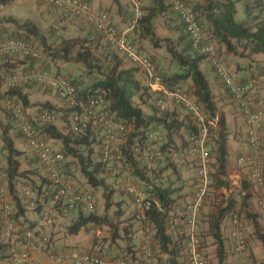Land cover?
Segmentation results:
<instances>
[{
	"label": "trees",
	"instance_id": "1",
	"mask_svg": "<svg viewBox=\"0 0 264 264\" xmlns=\"http://www.w3.org/2000/svg\"><path fill=\"white\" fill-rule=\"evenodd\" d=\"M14 1L0 0V9L11 5ZM149 1L150 6L146 9L147 12L142 13L137 19L133 30L140 42L149 41L152 43L151 51H146L148 56L143 55L155 66L165 86L172 88L176 85L188 84L189 88H186V90L196 103L202 107L208 119H217L218 132L215 149L209 148L210 176L217 179L218 176L225 173L227 133L225 122L217 113V96L212 91L206 74L201 67L206 56L201 54L198 48L193 47L190 38L184 32L183 23L175 13L174 15L181 24L180 37L185 39L186 42L181 44L179 40L173 42L171 39H163L162 44L160 40H155L154 20L170 7L166 0ZM82 2L86 3L85 1ZM192 8L205 37L203 44L213 45L219 43L230 54L238 56L264 54V0H203V3H197ZM75 19L79 18L75 17ZM133 19V14H131L126 24L131 26ZM79 20L81 23H74L77 33L74 36L70 32L63 33L59 37V43L54 45V43L48 44L46 38L41 35L39 27L31 20L21 22L13 16H1L0 28L4 29L0 31V43L14 39L31 44L30 39L35 38L41 43L42 52L47 62L53 63L57 68L55 73L60 74L58 70H60L59 65L61 63H72L81 65L84 68L86 82L73 81L62 74L60 75L74 85L78 102L84 104L93 95L101 94L109 103V109L115 119L128 126L127 139L124 142L117 143L118 152L114 153L113 161L122 164L123 169L133 176L136 185L144 189L153 199L152 208L142 217L135 208H129L131 201L129 204L123 198L121 200L113 198V194L117 190L110 185H106L105 178H112L114 182H117L120 173L113 178L111 167H115V165L109 167L108 163L101 160L100 146L104 140L103 134L96 128H88L80 133H75L72 130V115L75 111L80 112V107L58 109L57 112H61L58 118L57 112H54V107L44 103L35 116L30 115L29 110L39 103L31 102L28 91L36 85V82H39L35 77L33 79L31 74V76L25 75L26 80L20 83L7 85V78L17 75V65L11 63L10 60L0 66V100L10 99L19 104L30 117L32 124L37 128L45 142L64 155L65 162L62 173L70 175V171H68L70 167L77 169L81 183L93 194L96 189H102V205H104L105 211L112 210L110 215L99 214L96 211L97 204L95 203L96 208L93 213H85L80 209L72 211L68 215V217H71L70 221L64 225L63 231H61L63 238L73 237L84 231L89 233L94 231L93 229L100 228L103 235L99 236L98 244L99 246L105 244L107 252H93L94 254L102 258L122 259L131 264H139L140 246L143 240L138 246L136 242L138 230L134 229L136 221L145 223L142 227V237L144 228L148 227L150 229L153 264L156 260L158 262L155 257L160 254L168 255L166 259L168 264H187L186 257L181 252L184 251V238L175 237L168 229V220L173 215V206L179 197L176 195L179 189L172 188L161 181L162 168L157 167L151 173L145 172L142 167V157L140 159V154L135 153V149H142L143 146L149 143L164 150L172 149L181 151L184 154L189 137L198 133L197 128L190 119V115L182 108L184 115L180 113L182 120H179L176 118L179 114H175L174 111L165 110L160 112L148 106L147 100L150 93L144 79H142V75H140L142 78L138 77V69L131 66L129 62L130 66L126 65L124 58L111 47H108L102 56L96 54L98 48L103 44L105 45L107 40L95 25L83 19ZM6 25L14 27L15 35L13 33L6 34ZM17 33L18 35H16ZM157 49L165 51L168 65H175V70L172 73H169L167 68L165 70L158 68L160 63L155 60L154 56ZM25 59L20 63L21 66L28 65L33 69V64L37 63L41 57L33 59L25 56ZM166 63L164 62V65ZM211 68L213 69V67ZM45 70L50 71L45 67L40 72ZM8 73L9 75H7ZM216 76L221 80L217 74ZM0 108L8 114L5 119L7 120L6 123L0 122V144L4 154V173L10 194V203L12 204V208L7 215L0 206V257L2 258L8 247L20 244L23 241L26 231L35 230L36 234L45 233L38 221H41L43 208L48 204L50 205L53 191L45 169L35 154L29 157L26 151L17 147L14 137L11 135V130H13L12 124L15 122L18 125V132L22 136L19 124L13 119L10 111L3 107L1 103ZM44 111L53 112L56 119H59V123L55 124V121L42 123L40 115ZM152 133H154V136L150 137ZM211 156L213 159H211ZM164 163L166 168H170L176 174L177 170L170 161L167 160ZM41 170H44V173ZM156 178L160 179L158 184L153 183ZM219 182L221 181L217 180V183ZM18 184L29 185L33 190H36L38 201L35 208L30 207L18 193L20 192ZM222 202L225 205L221 206V203L213 213L208 215V219H205L208 222L207 230L200 228L202 218L200 221L199 217L197 221V237L201 242L206 264H208L205 253V247H207L205 237L207 235L211 237L212 244L216 249L214 258L218 256L222 259L225 254L221 234L222 225L225 220H231L232 214L236 211L237 203L229 198ZM247 216L252 219L255 217L252 214ZM7 221L11 224L9 229L7 228ZM253 224L257 238L264 246V235L257 231L255 221H253ZM49 237L50 242L56 240L53 235ZM173 238H175V242ZM172 244H175V248L170 249ZM112 251L114 255L110 256ZM209 261H211L210 258ZM214 264L218 263L215 262ZM220 264L222 263L220 262Z\"/></svg>",
	"mask_w": 264,
	"mask_h": 264
},
{
	"label": "built area",
	"instance_id": "2",
	"mask_svg": "<svg viewBox=\"0 0 264 264\" xmlns=\"http://www.w3.org/2000/svg\"><path fill=\"white\" fill-rule=\"evenodd\" d=\"M43 2L59 9L65 10L73 17L83 19L97 27L105 39L118 49L125 59L143 75L150 96L147 105L158 111H165L167 101L185 110L197 128V134L189 137L185 153L176 150H164L153 144H146L142 149L136 148L135 153L142 157V167L145 172L151 173L156 165L170 161L172 166L179 170L185 156L193 157L196 166L197 183L193 190L191 199L187 202H177L173 206V215L168 220L169 232L175 237L184 238V255L187 264H206L201 242L197 237V221L201 215L202 208L209 191L210 184V152L207 147L209 135L217 119H208L202 107L196 103L191 94L181 85L167 88L163 83L161 75L155 66L142 54L137 45L127 41L125 35H118L114 23L105 11L94 9L81 0H42ZM133 14L131 28L141 16V0H126ZM170 9L175 13L184 25V32L190 38L193 47L198 48L201 54L206 56L211 67L219 76L229 94L233 97L242 112L246 127L247 143L250 149L258 152L261 147V120L264 114V98H260L255 109L248 104L246 96L260 83H264V73L250 79L247 83H237L230 76L226 63L217 54L215 46L203 44L204 34L197 21L192 5L185 0H166ZM22 56L39 59L41 53L30 43L20 40H7L0 43V59L3 57ZM36 80L44 87L51 89L55 95L63 100L67 107H80V112L75 111L72 115V130L80 133L88 128H96L103 134V142L100 146L101 160L108 163L113 159L114 153L118 152L117 143L124 142L129 134L128 126L117 121L109 109V103L101 94L93 95L86 103L77 101V93L74 85L60 74L50 71H42L35 75ZM18 75L7 78V85L20 82ZM0 103L13 116L19 124L20 131L28 148L38 158L45 169L50 181L53 195L50 205H46L41 212V225L53 227L58 218H65L72 211L82 210L85 213H93L96 208L94 194L89 189L81 188L74 181L65 180L61 172L65 162L64 155L55 150L49 143L45 142L37 128L32 124L30 117L25 111L10 99H2ZM42 123L56 121L53 112L44 111L40 115ZM154 136V133L150 137ZM248 157L240 156L236 160L239 167L248 162ZM119 173L118 167H111V175L114 178ZM250 179L258 186L264 184V177L260 166L254 161L250 165ZM160 179L153 180L158 184ZM18 192L24 201L35 208L38 201L36 190L29 185L18 184ZM125 195L129 197L135 210L144 216L153 205V199L135 184L133 178L123 182ZM0 206L7 215L12 204L4 173V162L0 157ZM259 208L264 216V203L260 202ZM7 228H11L8 222ZM229 238L232 250L242 253L247 244L246 228L241 214L235 211L230 220ZM151 232L148 227L143 231V243L140 246L139 264H153V255L150 247ZM48 252L55 264H131L125 260L102 258L92 252H67L53 254L51 250L50 237L46 233L36 234L35 230L25 232L23 241L8 247L4 257H0V264H38L33 259V254Z\"/></svg>",
	"mask_w": 264,
	"mask_h": 264
},
{
	"label": "crops",
	"instance_id": "3",
	"mask_svg": "<svg viewBox=\"0 0 264 264\" xmlns=\"http://www.w3.org/2000/svg\"><path fill=\"white\" fill-rule=\"evenodd\" d=\"M81 1H85L94 9L107 12L110 15L115 25V28L117 29V32L119 34L125 35L126 38L130 36H135V31L131 28V26H128V24H126V21L128 20V18H130V15L132 14L131 9L129 8L128 11V8H126L124 4H121L120 0ZM185 1L189 3V0ZM191 1L194 2V4H201L203 2V0ZM13 4L22 5L26 8H29L31 12L35 10L38 13L37 18H42L43 22L47 19H51V21H54L55 23L60 22V24L62 25V33H77V28L76 26H74V22H72L70 18L75 17H73L70 13L65 10H58L57 8L50 6L42 0H15ZM75 23H77L76 20ZM179 26L181 29L180 22ZM213 45L217 50L218 56L221 58V60L226 63L228 72L235 82L241 84L247 83L250 79L264 73V54L238 56L230 54L225 49V47L219 43H214ZM205 61L206 59L204 60V62ZM204 62L201 67L204 73L206 74L212 91L217 96V113L220 117L223 118L225 122V131L227 133V155L224 175L218 176L219 178L217 179H214L215 177L210 176V185L208 191L209 193L204 202L200 216V221L202 218V226L200 225V228L202 227L204 228V230L208 229V222L205 221V219H208V215L210 213H213L217 209V207L220 206L221 203V206H224L225 203H223L222 201L229 198L235 200L237 203L236 211H238L241 214V217L243 218V223L246 228V236L248 238L245 250L242 253H235L232 250L231 240L229 238L230 220H225L222 225L223 229L221 230L225 254L223 255L222 259L218 258V256L214 258V253L216 252V249L215 246L212 244L213 242L211 237L207 235L205 237L207 244V247H205L206 257L208 261L210 258L212 263L217 262L218 264H220V262L222 264H264V246L262 242L257 238L256 230L253 224V221H255L257 225V231L264 235V216L259 208L260 202L264 203V184L262 186H258L249 177L250 165L254 161L260 166L264 177V114L261 120V147L259 148L258 152H253L247 143L246 127L240 108L234 101L233 97L229 94L223 82L217 78L214 70L211 67H206V65H204ZM28 92L30 93L29 97L31 99V102L39 103L29 110V113L32 116H35L40 106L44 103H48L49 105L54 107V112H57L58 109L62 110L67 108V104L63 100L59 99L51 89L41 86V84L37 82L36 85L29 89ZM260 98H264V83L258 84L246 96L247 102L252 109L256 108L255 104ZM166 110L169 112L174 111L175 114L178 113L180 115L179 110H181V108H177L173 106L170 101H167ZM56 114L59 118L61 112H57ZM179 115L176 116V118L182 120V116ZM54 123H59V119H56ZM212 130L213 135L210 134L211 140L210 138L208 139L209 141L207 142V147H212L213 149H215V141L217 139L218 132L216 123L212 127ZM13 131V137L15 139L17 147L23 151H26L27 156L31 157L33 153L26 145V142L20 135V132L15 130ZM159 133L161 132L159 131ZM240 156H246L249 159L248 162L242 167H239L236 164V160ZM188 159L190 161H194L193 157L188 156ZM184 160L182 161L183 164L180 169L177 170L176 174H174L170 168H166V166H164L165 163H160L156 165V168H162L161 174L162 176H164V179L161 177V181L163 183H167L172 188L179 189V191L176 193L177 197H179L175 203H183L189 201L197 183L196 170L194 175H190L188 171H185ZM194 165H196L195 161ZM192 176H194V178H192ZM217 180H220L221 182L217 183ZM128 202L130 204V201ZM130 207L134 209L132 203L130 204L129 208ZM249 214L255 215L254 219L248 218L247 215ZM58 219H63L64 221H66V218ZM136 223L139 224V227L135 225ZM144 225L145 223H140L136 221L134 223V229H139L138 239L136 240L138 246L143 240L142 227ZM135 227H138V229H136ZM54 232H59L56 235L60 238H63L60 233L61 230L59 228L54 229ZM87 238L88 237L86 236L85 231L73 237H64V241L66 240L65 246H68L67 244H70L73 248H66L64 249L65 251H62V253H67L70 251L75 253L84 252L83 249L85 250V248H88L87 243H85ZM173 241H176L175 238H173ZM63 242H57V244ZM172 248H175V244H172L170 246V249ZM51 250L53 254L61 253L60 251H56L54 248H51ZM181 252L182 254H184V251ZM159 256L160 258L164 259L166 264H168L166 262V259L168 257L167 254H160ZM160 258L158 259V262L159 264H162V259ZM33 259L38 264H55L51 260L50 254L48 252H40L33 254ZM158 262L154 261V264H158Z\"/></svg>",
	"mask_w": 264,
	"mask_h": 264
},
{
	"label": "rangeland",
	"instance_id": "4",
	"mask_svg": "<svg viewBox=\"0 0 264 264\" xmlns=\"http://www.w3.org/2000/svg\"><path fill=\"white\" fill-rule=\"evenodd\" d=\"M120 1H121L120 3L124 4L125 7L128 8V11H129L130 6L126 2V0H120ZM189 3L192 6L195 5L194 2H192L191 0H189ZM141 4H142L141 10H142V13L144 14V13L147 12L146 9L150 6V1L149 0H141ZM238 6H239V4L237 5V7ZM40 8H42V7H40ZM1 16H5V17L13 16V17L17 18L21 22H25L27 20H31L35 25H37L39 27L41 35H43L46 38L48 44H53L54 43V45H57L59 43V37H61V35H63V33H62V25L60 24V22L59 23L58 22L55 23L54 21L52 22L51 19L50 20L47 19L46 21L43 22L42 18L41 19L37 18L38 17V13L35 10L31 12V10L29 8H26V7L22 6V5H18V4H13L12 3L11 5L3 8V9H0V17ZM70 18H71L72 22H74V23H75V20H76V22L81 23V21L79 19H75V18H72V17H70ZM128 20H129V18H128ZM154 26H155V40H158V41L160 40L161 41L160 43H162V44H163V39H171L173 42L179 40L181 44H184L186 42L185 39H182L180 37L181 36V32H180L179 21H178V19L176 18V16L174 15V13L170 9H167V11H165L162 14H159L156 17V19L154 20ZM6 27H7L6 28V34L7 35L12 34V33L13 34L16 33V31H15L13 26L6 25ZM3 29L0 28V31H3ZM16 35H18V33ZM71 35L74 36V33H72ZM118 35L120 36L121 34L118 33ZM126 39L130 43L138 45L139 48L142 51V54H145L146 56H148L146 51H148V50L151 51V49H150L151 46H152L151 42H149V41L140 42L136 35L135 36H130V37L126 38ZM30 41H31V45L33 47H35L36 49H38L41 52V55H42L41 59L37 63L33 64V69L28 67V65H26V66L22 65L21 66L20 63L23 62L26 59H25L24 56H22L20 54H17V55H14V56L3 57V58L0 59V66H2L5 63H8V60H10L11 63H14L15 65H17L16 74L21 77L20 82L26 80V77H24L25 75L26 76L27 75L31 76V74H32L31 77H33V79H35L34 78L35 75L40 73L41 69L45 68V67L48 68L52 73L57 70V68L54 66L53 63L51 64V63L47 62V60L45 58V55L42 52V48L43 47H42L41 43L39 42V40L35 39V38H33V39L31 38ZM106 42H105V45L103 44L102 46H100L98 48V50L96 51V54H99V55L102 56L106 52L107 48L111 47L114 51H116L119 55H121L124 58L125 64L130 66L128 61H126L124 55L118 49H116L114 46H112L109 41H106ZM154 54H155L154 55L155 56V60L160 63L158 65V68L164 69V70L167 68L169 73H172L173 70H175V65H168L167 58H165V51L163 49H157V51H155ZM164 62H167V63L164 65ZM204 63H205L204 65H206V67H211L209 62H208V60H206ZM38 67H41V68H38ZM59 67H60V70H58V72L60 74L64 75V76L68 77L70 80L86 82L85 81L86 80V75H85L86 71L84 70V68L81 65H76V64H72V63H70V64L61 63L59 65ZM7 75H9V73ZM138 75L141 78L140 75H142V74L139 73ZM142 77H143V75H142ZM41 86H43V85L41 84ZM181 86H183L184 88H187V89L189 88L188 84H182ZM179 111H180L181 114L184 115V111L183 110H179ZM6 117H8V114L6 112L4 113V110L2 108H0V122L3 121V122L6 123V121H7V120H5ZM12 125H13V130L18 131V125L15 122H13ZM13 130L11 131L12 136L14 135V131ZM212 132H213V130H211L210 134H212ZM210 140H211V138H210ZM0 157L4 161V154H3V150L1 148V144H0ZM184 159H185L184 160L185 171H188V173H190V175H194L195 174V170H196V166L194 165V161H190L188 159V156L186 158H184ZM211 159H213L212 156H211ZM110 165H112V166L115 165L116 167H118V170H119V173H120L119 176H118L119 179L117 178V180H116L118 183L114 182V180L112 178L111 179L110 178H105L106 185H110L111 187H113V188H115L117 190L113 194V198L116 199V200H121V198H123L127 202L130 201L129 197H127L125 195V192H124V190L122 188V185H123V182H125V180H127L128 178H133V176L130 175L128 173V171H125L123 169V165L122 164H120V163L118 164V162L113 161V159L111 160ZM68 171H70L69 172L70 175H66V174L61 172L62 177L64 179H66V180L74 181V182L77 183L78 186H80L81 188L86 189V186L84 184H82L81 181H80V176H79V173H78L77 169L70 167V169ZM41 172L44 173V170H41ZM162 178L164 179V176H162ZM192 178H194V176H192ZM18 188H19V186H18ZM101 190L102 189L98 188V189H96V191H93L94 195H95V198H96L95 199L96 200V204H97L96 211L99 214H102V215H104V214L110 215L112 213V210L107 212L104 209V205H102L103 204V198L101 196ZM33 218H35V216H33ZM70 218L71 217H66V221H64L63 219H57L58 221L56 220V222H55L53 227H44V226L41 227L42 230L48 236L53 235V237L56 238L55 241L51 242V245H52L51 248H54L56 251L62 252V251H65L64 249H66V248H73L70 244H68V246H65L66 240L64 241L63 238H57L59 236H57L56 234H58L59 232H54V229H57V228H59L61 231H63L64 225L67 222L70 221ZM39 222L40 221H38V223ZM135 225L139 227L138 223H136ZM138 227H135V228L138 229ZM93 230L94 231H90L89 233H87L85 231L86 232V236L88 237L87 240L85 241V243H87L88 248H85V250L83 249V251L84 252H92V253L93 252L94 253H97V252L106 253L107 252V246L105 244L99 246V244H98L99 236L103 235L102 231L100 230V228H96V229H93ZM138 231H139V229H138ZM60 233L62 235V232H60ZM247 240H248V238H247ZM57 242H63V243L57 244ZM99 248H100L101 251L99 250ZM68 251H70V250H68ZM113 255H114V252L112 251V254L110 256H113ZM155 259H159V257L156 256ZM160 259H162V261H161L162 264H166L163 258H160ZM182 259L183 258L181 257V260ZM206 260H207L208 264H214L215 263V262L212 263L211 261H208V259H206ZM158 264H159V262H158Z\"/></svg>",
	"mask_w": 264,
	"mask_h": 264
}]
</instances>
